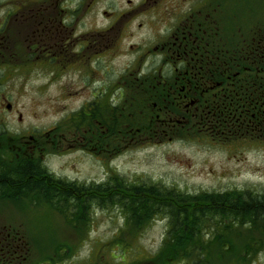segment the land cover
Listing matches in <instances>:
<instances>
[{"label":"flooded vegetation","instance_id":"af4514ba","mask_svg":"<svg viewBox=\"0 0 264 264\" xmlns=\"http://www.w3.org/2000/svg\"><path fill=\"white\" fill-rule=\"evenodd\" d=\"M128 1L119 15L104 10L105 29L83 33L64 24V0L0 1L1 176L43 164L63 145L106 161L133 142L191 130L223 143L264 139V24L230 31L223 0ZM119 57L127 62L115 65ZM54 74L76 75L82 103L61 132L30 129L22 92L30 81L51 85ZM19 199L0 194L1 204ZM1 210L0 254L20 264V227Z\"/></svg>","mask_w":264,"mask_h":264},{"label":"rangeland","instance_id":"374dc122","mask_svg":"<svg viewBox=\"0 0 264 264\" xmlns=\"http://www.w3.org/2000/svg\"><path fill=\"white\" fill-rule=\"evenodd\" d=\"M81 1L83 4L80 6L78 3ZM223 2L230 31H236L240 25L250 23L252 17L264 24V0ZM88 3L90 0H64V24L72 27L75 23V31L82 33L103 30L110 23L104 10L115 11L119 15L124 8H128L129 1L95 0L89 10H84ZM78 13L81 15L76 22ZM144 19L138 17L135 22ZM139 37L136 36L134 40ZM125 62V57H119L115 65L120 66ZM54 75L56 79L51 85L39 86L44 79L37 80L36 83L30 81L22 92L27 102L19 107L25 118L24 125L30 129L37 127L49 130L56 125L64 126V117L68 112L76 111L82 103V97L74 94L77 85L73 77L76 75ZM190 132L187 134L188 138L177 137L172 141L162 137L158 141L133 142L106 161L98 156L84 154L76 148L64 150L63 145L52 156L47 155L44 165L58 178L86 185L106 182L111 174L112 177L108 180L120 175L133 184L141 181L158 183L162 184L163 189L176 188L190 194L236 191L250 192L253 198L264 197V141L245 139L223 143L215 141L202 131ZM47 152L51 153V149ZM65 189L67 188L64 187ZM108 189L112 198L118 196L119 190L112 184H109ZM79 196L83 198V207L90 206L85 201L90 193L80 191ZM167 198L160 204H167ZM66 199L58 198L62 202L59 206L44 201L36 203V200H21L14 206L13 202L7 205L0 203V208H4L1 212L5 219L15 221L29 246L31 260L27 264H194L193 260L200 259L198 256L179 255L168 261L159 257L168 232L169 220L163 216L150 220L139 234H123L124 217L117 208L102 207L101 203L84 208L82 213L87 219L85 224L82 219L79 222L71 219L70 209H77V205L73 200ZM64 206H67L66 210ZM218 226L220 225L216 224V228ZM208 232L209 230L205 231L206 234ZM221 233L225 235V232ZM262 238L264 240V235ZM234 242L237 251L246 246L249 242L246 231L239 233ZM210 245L214 256L211 262L214 264H226L228 260L238 262L241 258L240 254L232 258L226 255L221 257L220 253H213L214 248H219V243L210 241ZM221 247L231 249L227 236ZM60 255L62 258H59ZM252 264H264V248L253 258Z\"/></svg>","mask_w":264,"mask_h":264},{"label":"trees","instance_id":"16d2710c","mask_svg":"<svg viewBox=\"0 0 264 264\" xmlns=\"http://www.w3.org/2000/svg\"><path fill=\"white\" fill-rule=\"evenodd\" d=\"M242 21L245 22L244 19ZM249 22L244 26L252 28L253 17L250 18ZM137 105L133 106V111L136 110ZM260 139L263 140L262 137ZM130 182L120 175L114 176L109 182L99 184L86 185L80 182H70L54 176L42 162L38 161L35 164H22L20 169L15 171L11 177L6 174L0 175V194L13 195L19 193V201L25 199L36 200V203L44 201L55 206L62 203L58 200L60 197L71 199L79 210L77 212V209L73 211L70 209L71 219H77L78 222L82 219L85 223L87 219L82 213L85 207L82 206L83 198L79 194L80 191L81 193H90L89 198L85 200L86 203H90V206L102 204V207L117 208L123 213L124 228L121 231L123 234H139L146 223L155 217L163 216L169 220L168 232L159 257L168 261L183 255L200 257L198 261H192L194 264H214L211 262L214 256L211 253L210 241L218 242L220 248L226 236L231 249L214 248L213 253H220L221 257L226 255L228 258H232L238 254L241 257L238 262L228 260L226 264H252L253 258L264 248L262 238L264 235V197L253 198L250 192L240 193L236 191L224 192L223 194L209 192L190 194L176 188L163 189L162 184L158 183L141 181L133 184ZM109 184L119 190L118 196L112 198L108 194ZM64 187L67 189L64 190ZM49 197L50 199L52 197L53 200L50 201ZM164 198L168 199H166L167 204H160L165 202ZM90 206H86L85 209ZM66 207L64 206L65 210ZM215 221H219V223ZM216 224L220 226L216 228ZM207 230L209 232L206 234L205 231ZM243 230L248 234L249 242L240 251H237L234 239L238 238V234ZM221 232H225V235L223 236ZM206 235L210 238L208 239ZM19 238L21 249L19 263L27 264L31 260L29 246H27L21 232ZM12 244L13 241H10L11 253L13 251ZM59 258L62 256L60 255ZM188 260L191 261V259ZM0 264H13V260H7L2 253L0 254Z\"/></svg>","mask_w":264,"mask_h":264},{"label":"bare ground","instance_id":"6f19581e","mask_svg":"<svg viewBox=\"0 0 264 264\" xmlns=\"http://www.w3.org/2000/svg\"><path fill=\"white\" fill-rule=\"evenodd\" d=\"M48 199L51 201L52 197H51V199H50V197H49ZM52 200H53V199H52Z\"/></svg>","mask_w":264,"mask_h":264}]
</instances>
